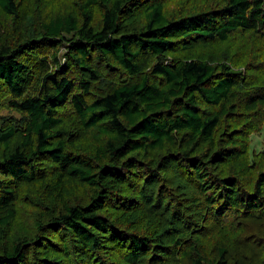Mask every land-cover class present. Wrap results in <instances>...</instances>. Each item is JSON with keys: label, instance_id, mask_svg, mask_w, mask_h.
<instances>
[{"label": "trees", "instance_id": "trees-1", "mask_svg": "<svg viewBox=\"0 0 264 264\" xmlns=\"http://www.w3.org/2000/svg\"><path fill=\"white\" fill-rule=\"evenodd\" d=\"M22 1L0 0V264H264V0Z\"/></svg>", "mask_w": 264, "mask_h": 264}, {"label": "rangeland", "instance_id": "rangeland-1", "mask_svg": "<svg viewBox=\"0 0 264 264\" xmlns=\"http://www.w3.org/2000/svg\"><path fill=\"white\" fill-rule=\"evenodd\" d=\"M23 7V5L25 4L24 1L22 0H19ZM71 1V2H70ZM75 0H73L74 2ZM68 2L72 3V0H68ZM197 2L199 3V5H201L203 3V0H197ZM45 3H46V0H37V4L34 6V11L37 13L40 9H43L44 6H45ZM174 3V2H172ZM172 3H170V11L174 14L177 13V8L178 6L177 5H172ZM74 4V3H73ZM187 6H190V5H187ZM4 20H5V17L0 15ZM63 55H64V48L61 47L60 50H59V59L61 61H63ZM251 145H252V148H254L255 150H263L264 151V137H263V133H260V134H253L252 135V141H251ZM167 185L168 187L172 188L175 184L178 183V181H176L174 179V177H172V179H167ZM156 186V185H154ZM123 193H125L126 195H130V193L128 192V190H123ZM136 194V193H134ZM171 202V200H169V203ZM168 208V214H170V209L171 208L170 206L167 205L166 209ZM193 208V207H192ZM194 209V208H193ZM20 213L17 217V220L16 222L14 223V226L12 229H10L7 233V238H12V236H15V235H23V236H29V235H32V234H25L27 232H30L31 231V225H32V222H33V218H34V214L33 212H31L30 209H28L25 205L22 206L20 209H19ZM181 214H182V219H180L179 221H175L174 223L177 224L180 228H182V233H187V234H191L190 238H193L194 237V234L195 233V227L192 226V223L184 218V215L185 214H191L193 211L192 210H181L180 211ZM190 230H192L190 232ZM250 238V237H249ZM253 245L255 242H253V239H251ZM255 246V245H254ZM257 247H253L254 251H261V247H259L260 245H256ZM252 252L253 250L251 251V255H252ZM260 253V252H258ZM258 253L256 254V256L258 255ZM254 259V258H253Z\"/></svg>", "mask_w": 264, "mask_h": 264}]
</instances>
